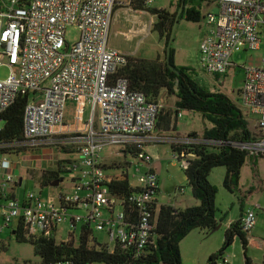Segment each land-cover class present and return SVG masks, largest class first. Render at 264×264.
<instances>
[{
    "label": "built area",
    "instance_id": "2783aa9c",
    "mask_svg": "<svg viewBox=\"0 0 264 264\" xmlns=\"http://www.w3.org/2000/svg\"><path fill=\"white\" fill-rule=\"evenodd\" d=\"M217 3L219 13L207 16L213 28L199 46L200 69L216 76L234 67L235 52L257 51L264 44V0ZM115 8L116 0L2 1L0 67H8L10 75L0 79V118L18 98L27 97V104L23 138L0 140V248L1 235L14 226L16 230L21 226L27 238H55L67 225L68 240H77L84 228L93 235L105 232V246L111 252L119 247L136 259L155 243L158 212L166 205L158 200L160 179L149 147L163 143L176 147L174 156L188 170L196 159L193 148L213 143L202 136L160 133L161 102L148 101L131 89L128 79L116 76L128 57L109 44ZM69 28L79 31L72 45L66 40ZM239 99L240 109L256 117L258 134L252 142L231 146L264 157V68L244 69ZM68 103L75 105L72 124H66ZM3 127L0 120V131ZM60 145L78 155V160L63 166L74 173L68 189L60 191L53 203L40 193L31 192L24 200L12 196L9 189L18 182L9 174L15 163L12 154ZM107 147L119 148L116 156L123 161L106 162L102 154ZM256 224L255 210H247L241 229L250 234ZM51 264L78 263L65 259Z\"/></svg>",
    "mask_w": 264,
    "mask_h": 264
},
{
    "label": "trees",
    "instance_id": "16d2710c",
    "mask_svg": "<svg viewBox=\"0 0 264 264\" xmlns=\"http://www.w3.org/2000/svg\"><path fill=\"white\" fill-rule=\"evenodd\" d=\"M146 1L131 0V5L136 10H148L157 16L154 32L165 43L164 54L153 60L128 57V64L120 69L116 76L128 79L131 89L143 93L148 101L159 102L164 93L177 98L173 114L161 109L157 123L159 131H176L177 123L174 116L178 119L182 111L198 113L212 124L211 128L204 130L202 137L213 143L195 146L193 151L196 153V159L188 170H184L193 195L199 200L200 205L185 210L176 209L168 204L163 205L158 212L155 243L145 248L143 254L136 259L131 253L119 247L111 252L107 246L100 245L88 228L83 229L77 240L71 237L68 241L58 242L54 237L27 238L19 226L15 230V236L19 242L30 243L34 247L35 255L41 259L38 264H51L65 259L78 264H184L181 242L195 230L213 231L222 222L216 206L218 189L209 181L211 172L217 167H225L227 170L225 188L234 193L239 187L242 169L251 155L247 151L232 147L231 143H248L255 140L248 121L243 111L228 96L210 92L204 85L198 83L196 71L191 67L176 65L173 45L170 59L180 74L168 67L166 48L178 9L173 14L166 10L147 9ZM209 2L217 3L218 0H185V7H189L186 13L181 15V19L200 23L205 18L201 12L202 5ZM181 3L182 0L178 8ZM26 104L27 97L18 98L0 118L4 123L0 131V140L13 141L23 138ZM189 136L200 135L190 133ZM61 149L73 153L70 147L63 146ZM171 149L173 153L179 151L173 146ZM69 163L60 162L56 170L43 172L42 186H48L56 180L62 181L61 173L66 172L63 166ZM122 186L126 193L129 192L127 182L122 183ZM243 215L244 212L241 213V218ZM241 218L230 224L225 234V246L211 255L209 264L224 263L226 248L232 245L236 238L240 239L245 250V263L252 264L246 254L248 234L241 229Z\"/></svg>",
    "mask_w": 264,
    "mask_h": 264
},
{
    "label": "rangeland",
    "instance_id": "374dc122",
    "mask_svg": "<svg viewBox=\"0 0 264 264\" xmlns=\"http://www.w3.org/2000/svg\"><path fill=\"white\" fill-rule=\"evenodd\" d=\"M2 1L7 2L10 0H0V6ZM215 3L216 2L207 3L210 7H206L204 13H206V11L213 14L218 13L220 8L214 5ZM207 19V17L203 18L200 23H193L186 19H182L176 30L173 48L181 52V57H183L186 62H189L191 68L196 71V80L198 83L204 85L210 92L223 93L240 108L239 93L243 87L244 69L264 68V44L261 49L257 51L241 50L235 52L231 59L234 67H232L227 74L218 76L207 74L200 69L193 58L197 41L202 36L205 29L209 31L213 28V26L208 25ZM78 36L79 31L76 28H69L66 34V40L72 45L78 40ZM114 40V36L112 35L109 41L112 43ZM145 46H149L153 50L157 48L158 34L156 32L146 41ZM9 75L10 69L8 67H0L1 80L6 79ZM176 100L177 98L175 96L163 95L161 97L162 109L173 114L176 109ZM74 107L75 105L72 103L69 104L67 109L68 113L66 120L69 123L74 122ZM243 112L248 120L249 128L253 134L257 136L258 130L254 128L256 117L244 110ZM87 117L88 113L85 115L86 119ZM174 120L175 123L178 124V132L181 135H185L191 131H197L201 133L200 136H202L205 129L212 127V124L202 115L191 111H182V117L176 119L174 116ZM162 132L163 131H160V133ZM63 146L64 145L52 146L28 154H20V161L15 162L9 170V174H12L16 178L21 175L24 179L23 185L16 190L18 198L22 199L29 193L34 192L38 194L41 193V198L44 201L53 203L55 201V189H61L63 191L68 189L69 182L73 179L74 173H61L63 182L59 188H53L51 186L41 187L40 181L36 176L31 177L34 170L40 171L46 168H48V170H54L60 162L78 160V155L76 153L64 151L61 149ZM119 150V148L107 147L103 151L102 157L106 162L120 163L123 161V158L121 156H116ZM149 152L153 156V166L160 179L161 193L158 196L159 203L175 206L179 210H185L188 207L200 205L199 200L193 195L192 187L188 183L184 170L174 156L171 145L168 143L153 145L149 147ZM256 158H258V156ZM128 159L131 161V158L128 157ZM242 170L243 174L239 187L234 193L228 191L224 186L227 173L225 167H217L211 172L209 181L218 189L216 206L218 209V217L222 219L220 224L221 227L216 231L195 230L182 241L183 243L181 242V246L183 245L185 253L188 254L191 259L198 260V264H209L211 255L223 249L225 246V234L229 227V223L239 220L242 212L245 213L249 209L255 210L257 221L262 228L260 231H262L264 235V186H252L256 170L251 158L247 160ZM119 172L121 171H117V173ZM132 173L133 171H131V174ZM59 229L60 231L55 237L56 240L58 242L67 241L69 239L70 228L64 225ZM80 229L81 224H78L77 234L80 233ZM94 235L100 245L108 244L105 232H95ZM8 236H11V232L9 231L1 235V239L5 238V241L2 242V247L0 248V264L40 263L41 259L35 255L34 247L30 243H21L17 240L16 236H12L11 239H8ZM246 254L248 258L256 263L263 262L264 251L258 244L253 243L249 246ZM224 259L229 260L231 264H246L245 250L239 238H236L232 245L226 248Z\"/></svg>",
    "mask_w": 264,
    "mask_h": 264
},
{
    "label": "crops",
    "instance_id": "0c3cea01",
    "mask_svg": "<svg viewBox=\"0 0 264 264\" xmlns=\"http://www.w3.org/2000/svg\"><path fill=\"white\" fill-rule=\"evenodd\" d=\"M180 1L181 0H153L152 3H147V1H146L145 5H146L147 9L166 10V11L173 14L177 11V9H178L177 13L179 12L180 7H181L180 6L178 8ZM214 5H217V7H219V4H217V3H215ZM188 7L189 6L184 8V11H183L184 14L186 13V10ZM206 7L208 8L210 6L207 5V3H204L202 5V11H201L202 15H204L205 17H207L210 14H213V13L207 12V11H206V13H204V9ZM182 19H185V18H182ZM182 19L180 18L179 24L182 21ZM157 21H158L157 16L153 15L148 10H136V9H134L131 5V0H116V8H115L114 17L112 20V27H111V33H110V39H111V36L113 35L115 40L112 41V43L109 41L110 47L120 51L121 53L125 54L127 57H130V58H139V59L151 60V59H155L159 55H163L164 51H165V43H164V41L160 40L159 36H158V46L155 50L151 49L149 46H145L146 41H148L149 38H151L155 34V32L153 31V27L157 23ZM179 24H178V26H179ZM207 32H208V29L207 30L205 29L204 33L202 34V36L197 41V46H196L194 54H193V58L195 59V62L198 66H199V59H200V51H199L200 42ZM175 63L178 66L191 67L190 63L186 62L185 59L183 57H181V52H179L178 50H175ZM163 95H165V93ZM160 102L162 103L161 99H160ZM69 104H72V103H68L67 109L69 107ZM67 113H68V110L66 112V117H67ZM72 123H69L66 120V124H72ZM254 128H255V126H254ZM162 133L167 134V135H173L174 134V135L179 136V137H185V136L189 135L190 133H197L199 135L201 134V133H198L197 131H191V132L186 133L185 135H181L178 132V124H177L176 131H173V130L172 131H163ZM31 152H34V151H31ZM23 153L24 152H22V153L20 152V154H23ZM28 153H30V152H25V154H28ZM256 157L257 156H251L250 157L252 159V162L255 165V170H256V174L253 177L252 186L255 185V186L262 187V186H264V157H261V156H258V158H256ZM19 161H20V158H19ZM57 168H58V165L54 168V170H56ZM154 169H155V167H154ZM45 171H53V170H48V168L40 170V171L34 170L33 175H31V177L36 176V178L40 181L41 187H43L42 186V174ZM1 172H2V170H1ZM242 174H243V170H242ZM17 180H18V182L15 185L10 187L9 192L11 193L12 196L18 198L16 190H17V188H19L23 185L24 179L20 175L17 178ZM62 182H63V179H62L61 183ZM61 183H60V185H61ZM60 185L58 187H55V188H59ZM60 191H62V190L61 189L60 190L55 189L54 198H56V195ZM24 198L25 197H23L22 199L21 198H18V199L24 200ZM1 204H2V202H0V206H1ZM195 206H197V205H195ZM175 208L177 209V207H175ZM0 212H1V209H0ZM0 223H1V216H0ZM230 224L231 223H229V226H230ZM261 229L262 228L259 226V222L257 221L256 227L247 236L248 237V247L251 246L253 243L258 244L264 251V235H263V232L260 231ZM15 230H16V227L14 226L13 228L5 231V232H7V231L11 232V236H8V239H11L12 236L16 235ZM1 241L4 242L5 238H2ZM181 244H180V249H181L183 263L184 264H198V260L191 259L188 256V254L185 253L184 247H183V245L181 246ZM225 260H226L227 264H231V262H229V260H227V259H225ZM250 260H251L252 264H264V259H263L262 263H256L252 259H250Z\"/></svg>",
    "mask_w": 264,
    "mask_h": 264
},
{
    "label": "water",
    "instance_id": "95a60500",
    "mask_svg": "<svg viewBox=\"0 0 264 264\" xmlns=\"http://www.w3.org/2000/svg\"><path fill=\"white\" fill-rule=\"evenodd\" d=\"M184 8H185V0L182 1L180 10L177 13V16H176V19H175V22H174V25H173V28H172L170 40H169V43H168L167 48H166V62H167V65H168V67L171 70H173L177 74H180V72L172 65L171 59H170L171 58V47H172V45H173V43L175 41L176 30H177L181 15L183 14ZM12 159H13L14 162H19V154L18 153L12 154ZM60 183H61L60 180H56V181L52 182L49 186L55 188V187H58L60 185ZM220 227H221V225L217 226L213 231L218 230Z\"/></svg>",
    "mask_w": 264,
    "mask_h": 264
}]
</instances>
